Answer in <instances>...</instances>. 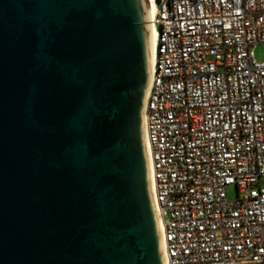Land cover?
<instances>
[{"label":"water","instance_id":"1","mask_svg":"<svg viewBox=\"0 0 264 264\" xmlns=\"http://www.w3.org/2000/svg\"><path fill=\"white\" fill-rule=\"evenodd\" d=\"M145 0H0V264H165Z\"/></svg>","mask_w":264,"mask_h":264},{"label":"built area","instance_id":"2","mask_svg":"<svg viewBox=\"0 0 264 264\" xmlns=\"http://www.w3.org/2000/svg\"><path fill=\"white\" fill-rule=\"evenodd\" d=\"M157 4L144 129L165 264H264V0Z\"/></svg>","mask_w":264,"mask_h":264},{"label":"bare ground","instance_id":"3","mask_svg":"<svg viewBox=\"0 0 264 264\" xmlns=\"http://www.w3.org/2000/svg\"><path fill=\"white\" fill-rule=\"evenodd\" d=\"M145 6H146L148 19H149V32H150V37H151V43L149 46V54L152 60V56L155 52V42H156V37H157L154 22H153L155 19V16L157 15V11H158L157 0H145Z\"/></svg>","mask_w":264,"mask_h":264},{"label":"rangeland","instance_id":"4","mask_svg":"<svg viewBox=\"0 0 264 264\" xmlns=\"http://www.w3.org/2000/svg\"><path fill=\"white\" fill-rule=\"evenodd\" d=\"M167 1V0H166ZM254 57L257 61L262 62L264 61V45H258L254 49ZM261 186L264 188V176L261 177ZM228 197L231 200H235L238 197V192L235 186H229L227 188Z\"/></svg>","mask_w":264,"mask_h":264}]
</instances>
